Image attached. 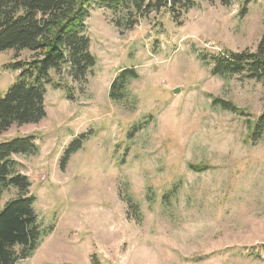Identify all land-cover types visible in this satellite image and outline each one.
<instances>
[{"label": "rangeland", "instance_id": "rangeland-1", "mask_svg": "<svg viewBox=\"0 0 264 264\" xmlns=\"http://www.w3.org/2000/svg\"><path fill=\"white\" fill-rule=\"evenodd\" d=\"M246 1L196 0L181 23L162 11L125 34L111 11L91 10L86 34L97 63L88 84L70 83L73 101L47 86V117L0 135V144L35 137L39 154L16 160L42 225L54 229L17 264H93V257L102 264H264V137L249 138L264 110V84L214 76L199 57L257 50L264 0ZM30 58L27 50L0 53V98L19 76L7 67ZM126 68L139 73L130 86L133 111L109 97ZM82 134V148L62 169ZM16 197L5 192L0 212Z\"/></svg>", "mask_w": 264, "mask_h": 264}, {"label": "trees", "instance_id": "trees-1", "mask_svg": "<svg viewBox=\"0 0 264 264\" xmlns=\"http://www.w3.org/2000/svg\"><path fill=\"white\" fill-rule=\"evenodd\" d=\"M205 1L229 6L235 0ZM196 6V0H0V53L9 50L17 54L24 50L31 53L28 61H16L7 67L19 76L0 98V135L14 125L38 124L47 117V86L66 91L67 99L73 101L75 95L70 83L79 88L88 84L97 63L86 34V22L94 7L111 11L113 24L125 34L139 20L162 11L169 12L181 23L184 14ZM199 57L210 66L214 76L226 80L241 76L264 84V35L255 52L225 50L213 55L200 52ZM138 80L135 68L122 70L111 84L110 99L127 110H135L129 103L133 98L130 86ZM213 104L237 115L243 114L230 103L215 99ZM142 128L144 125L136 127L135 132ZM263 137L264 110L250 126L249 135L255 144ZM85 139L86 135L82 134L68 146L62 169L71 155L82 148ZM39 151L34 136L0 144V202L5 192L17 191V197L7 201L0 212V264H17L29 258L54 230L42 225L35 210L36 198L30 193L31 182L16 160L18 156H37ZM190 170L201 172L207 168L191 165ZM93 264L102 263L93 257Z\"/></svg>", "mask_w": 264, "mask_h": 264}, {"label": "water", "instance_id": "water-1", "mask_svg": "<svg viewBox=\"0 0 264 264\" xmlns=\"http://www.w3.org/2000/svg\"><path fill=\"white\" fill-rule=\"evenodd\" d=\"M178 92H179V90H176V91H175V94H177Z\"/></svg>", "mask_w": 264, "mask_h": 264}]
</instances>
